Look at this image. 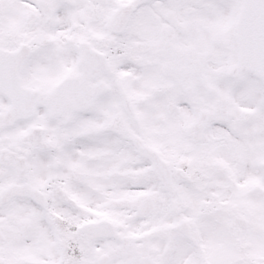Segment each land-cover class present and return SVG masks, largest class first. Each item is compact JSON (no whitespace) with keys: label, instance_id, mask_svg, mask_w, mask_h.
Instances as JSON below:
<instances>
[{"label":"snow or ice","instance_id":"6c2138e0","mask_svg":"<svg viewBox=\"0 0 264 264\" xmlns=\"http://www.w3.org/2000/svg\"><path fill=\"white\" fill-rule=\"evenodd\" d=\"M0 264H264V0H0Z\"/></svg>","mask_w":264,"mask_h":264}]
</instances>
